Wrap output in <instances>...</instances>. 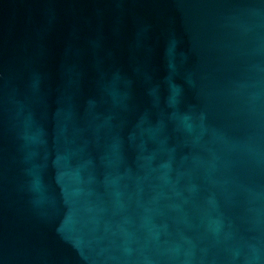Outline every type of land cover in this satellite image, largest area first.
I'll return each instance as SVG.
<instances>
[{
    "label": "water",
    "instance_id": "95a60500",
    "mask_svg": "<svg viewBox=\"0 0 264 264\" xmlns=\"http://www.w3.org/2000/svg\"><path fill=\"white\" fill-rule=\"evenodd\" d=\"M0 264H264V0H0Z\"/></svg>",
    "mask_w": 264,
    "mask_h": 264
}]
</instances>
